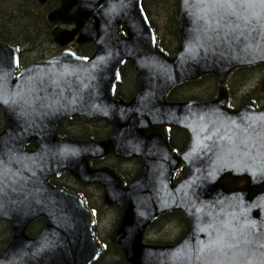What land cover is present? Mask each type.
<instances>
[{
	"label": "water",
	"instance_id": "obj_1",
	"mask_svg": "<svg viewBox=\"0 0 264 264\" xmlns=\"http://www.w3.org/2000/svg\"><path fill=\"white\" fill-rule=\"evenodd\" d=\"M57 1L47 15L54 42L65 47L77 39L96 51L88 58L68 49L21 66L19 49L0 41V220L13 231L0 264L97 262L104 246L92 211L81 196L50 183L63 172L101 186L104 203L118 209L109 243L127 264H264V108L230 110L227 88L234 71L264 66V0H179L180 46L172 56L158 45L146 0ZM127 63L138 81L129 101L117 94ZM206 76L217 78L214 99L167 101L174 88ZM76 116L106 120L110 137L53 139L61 121ZM167 128L190 134L181 155ZM33 137L51 139L28 151ZM110 154L141 161L129 183L116 170L89 165ZM175 212L187 219L182 238L148 243L150 226ZM38 218L46 227L30 238Z\"/></svg>",
	"mask_w": 264,
	"mask_h": 264
},
{
	"label": "flooded vegetation",
	"instance_id": "obj_2",
	"mask_svg": "<svg viewBox=\"0 0 264 264\" xmlns=\"http://www.w3.org/2000/svg\"><path fill=\"white\" fill-rule=\"evenodd\" d=\"M173 1L174 2H171V3L174 5L175 11H176L175 12L176 13L175 27H176V16H177L180 2L179 0H173ZM50 2H55L57 3V5L55 6L54 9H52L46 14V20H47V15L50 12L56 10L60 5V2L57 0H50L47 4H49ZM47 4L42 5V6H46ZM145 6H146V2H145ZM75 11H76V8L72 12H75ZM150 18L153 22V19L151 16ZM48 24L52 27L51 42L46 46L47 48L46 53L48 54L46 53L42 54L41 52L36 53V50H35V52H33L34 53L33 56H31V60L27 63H23L21 52L26 51L28 48H25L24 50L23 48H19L17 45L12 44L19 49L20 62L22 63V64L20 63L21 66H25L35 61L51 58L68 49L76 52L78 55H81L83 57L91 58L94 55L96 51V45L94 43L77 44L76 43L77 39H76L72 41L68 46L62 47L56 42H54L53 37H52L53 26L49 22ZM153 25L156 31L158 32V45L160 47L161 34L158 31L157 26L155 25L154 22H153ZM59 26L62 29L74 28L72 25H69V24L68 25L59 24ZM176 31H177V28H176ZM177 34H178V31H177ZM178 38H179V34H178ZM178 40L179 41L177 42V45L175 47L176 49L173 53H171L172 50L170 51V53L165 51L168 55L170 56L175 55L178 47L180 46V39ZM52 47H54L55 49L54 53H52L51 51ZM88 47H90V52L85 53L83 49L85 48V50H88ZM160 49L164 51L163 48L160 47ZM253 68L255 67L243 68V69L252 70ZM236 71H234L232 75ZM232 75L230 76L227 82V88L229 91V102H228L229 109L236 110L247 104H253L257 108L261 107L262 105L259 103L258 98L254 96V92H253L254 90L251 92L247 91L246 89L241 90L239 87L242 81L239 82L236 80L234 83L231 84L230 79ZM203 78L197 81L185 82L181 84L180 86L174 88L169 93L167 97V101L172 102V103L191 102V101L209 102L210 100L214 99L218 93V85L216 88V95L214 97H210L209 91L207 92L205 91V86H202V87L200 86V83H202L201 81ZM137 84H138V81H137L136 71L131 65V63H128L123 67V70H122V81L118 85V89H117L118 97L123 98L126 101L131 100L137 92ZM187 85H192V86L191 88H187L186 87ZM200 88H202L203 91ZM3 121H4L5 126L0 128V135H2L6 130V123H5L4 115H3ZM111 131H112V125L106 120L88 119L86 117L76 116L74 118L65 119L61 121V123L59 124L57 128V137L53 139H57L58 143L61 141V138H65V137L70 140L101 141V140H107L111 135ZM167 134L169 136V141H170V145L172 149L177 152V155H181L184 152L189 142L190 134L187 131L178 129V128H167ZM50 139L51 138L33 137L29 140L26 146L27 147L26 149L28 151H36L38 149L39 141L41 143L42 142L45 143L46 140H50ZM21 141L22 139L19 141L20 144H22ZM50 143H52V141H50ZM89 165L93 169H97V170L98 169L116 170L118 174L121 175L125 183H129L133 179L135 174L138 172L141 166V161L138 159L120 160L116 158L114 155L110 154L107 156L102 155V156H97L95 158H91V160L89 161ZM183 173H184V168H182L178 172L176 182H178L181 179V177L183 176ZM50 183L56 187H64L70 192L81 196L86 207L92 211V214L94 216L95 224L93 226V230H94L96 240L98 241V243L104 246V251L109 245H113L109 243V235L114 230L116 223L119 219V211L115 206L106 205L104 203V190L101 186L97 184L85 186L81 184L79 181H77L75 178H73L68 172H63L62 174H60V176L53 177L50 180ZM114 211L116 212V216H117L115 220H114V214H113ZM110 214L113 215V222L110 224L111 227L106 225L104 227V231L100 230L101 223L106 219V217H107L106 219V222H107ZM170 214L171 213H167V214H164L163 216L170 215ZM160 218H158L155 222L160 220ZM171 224H174V223L172 222ZM45 227H46V219L38 218L29 225L27 229V234L30 238H37L44 231ZM152 227H153V224L147 230V233H146L147 242L149 239L148 235L150 231L152 230ZM12 237H13V231H12V227L9 224V222L7 220H0V258L5 253L7 246L11 243ZM149 243H152V242H149ZM104 251H103V254H104ZM103 254H101L99 259L102 258ZM99 259L97 261H99Z\"/></svg>",
	"mask_w": 264,
	"mask_h": 264
},
{
	"label": "trees",
	"instance_id": "obj_3",
	"mask_svg": "<svg viewBox=\"0 0 264 264\" xmlns=\"http://www.w3.org/2000/svg\"><path fill=\"white\" fill-rule=\"evenodd\" d=\"M173 0H147L146 8L148 13L157 26L161 34L160 47L164 51L173 53L177 45L178 34L175 27L176 11L174 5L171 3ZM57 3L50 2L46 6L40 5L36 0H0V40L3 43H11L17 45L19 48L28 49L21 52L22 62L27 63L31 60L33 52L41 46H47L51 42V29L52 27L46 20V14L55 8ZM164 16L162 22L158 19ZM162 18V17H161ZM47 49V48H46ZM85 53L90 52L83 49ZM37 53V52H36ZM46 53V52H45ZM26 54V55H25ZM28 54V55H27ZM47 54V53H46ZM255 70L264 71V66H257L252 70L239 69L231 77V84L243 75L253 73ZM200 86L209 85V95L214 97L216 95V88L218 85L217 78L214 76L204 77ZM192 85H187L191 88ZM213 87V89H212ZM258 92V91H257ZM5 126L3 121V113L0 109V128ZM179 222L183 233L176 241L169 239L162 241L159 239L154 241L157 244H170L175 243L184 235L187 228V219L183 213L176 212L170 215H165L157 222L153 223L152 230H155V235L164 231V227L171 223ZM148 242H150L148 240ZM152 242V241H151ZM153 243V242H152ZM95 264H127L121 249L116 245H109L102 256Z\"/></svg>",
	"mask_w": 264,
	"mask_h": 264
},
{
	"label": "rangeland",
	"instance_id": "obj_4",
	"mask_svg": "<svg viewBox=\"0 0 264 264\" xmlns=\"http://www.w3.org/2000/svg\"><path fill=\"white\" fill-rule=\"evenodd\" d=\"M162 17V18H161ZM158 19H161L160 22L163 21L164 16H160ZM27 48V47H26ZM52 53L55 52L54 47L51 48ZM36 52H41L42 54H44L46 52V46H41L40 48H37ZM48 54V53H47ZM26 55V54H25ZM28 55V54H27ZM264 77V71H259V70H255L253 73H249L246 75H243L242 77L238 78L240 81H242V83H240V89H246L247 91L254 92V96L256 98H258L259 103L264 107V96L261 95L260 93V88H261V83H262V79ZM205 86V91H209V85H204ZM202 91L203 89L200 88ZM213 89V87H212ZM195 90V89H194ZM258 91V92H257ZM202 95V94H200ZM114 220L117 218L116 216V212L114 211ZM107 219V217H106ZM106 219L101 223V227L100 230L104 231V227L106 225H108L109 227L110 224L113 222V215L110 214L108 221L106 222ZM111 231V230H110ZM155 230H151L148 237H149V241L155 243L154 241L159 240V239H163L162 241L167 242L166 240L169 239H173L176 241L177 237H180L183 233V230L181 229V226L179 224V222L175 223V224H168L164 227V231H162L160 234L155 235ZM109 233V232H108ZM107 234V232H106Z\"/></svg>",
	"mask_w": 264,
	"mask_h": 264
}]
</instances>
